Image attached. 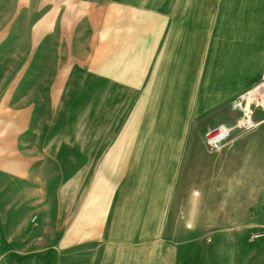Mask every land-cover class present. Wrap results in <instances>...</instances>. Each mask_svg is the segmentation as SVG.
<instances>
[{
	"label": "crops",
	"instance_id": "1",
	"mask_svg": "<svg viewBox=\"0 0 264 264\" xmlns=\"http://www.w3.org/2000/svg\"><path fill=\"white\" fill-rule=\"evenodd\" d=\"M48 29L27 71L0 57V264H260L264 119L219 152L191 122L264 79V0H103Z\"/></svg>",
	"mask_w": 264,
	"mask_h": 264
},
{
	"label": "rangeland",
	"instance_id": "2",
	"mask_svg": "<svg viewBox=\"0 0 264 264\" xmlns=\"http://www.w3.org/2000/svg\"><path fill=\"white\" fill-rule=\"evenodd\" d=\"M102 2L103 0H0V57L16 58L24 55L27 71L31 67L30 63L33 62V58L39 54L41 42L46 41L50 35L49 25L57 23L69 27L74 19L78 21L82 19L88 6L92 3ZM74 15L78 17H74ZM40 27L43 29L42 32H40ZM147 85L148 82L145 87ZM149 99H153L150 109L163 119L167 114L166 105L177 104L176 98L172 97L158 96ZM247 112L255 123H260L264 119V79L250 86L239 96L218 104L210 111L194 116L191 122L192 135L201 137L204 141V134L208 130L223 128L231 133L232 139L248 136L255 132L260 125L245 134H239L235 131V126ZM86 116L82 120L81 126L88 124L90 117L88 116L86 119ZM146 123L147 120H143L142 129ZM151 124L160 135H165L167 127L171 125L160 119L156 124ZM73 126L77 125L73 124ZM233 160L236 164L234 158ZM239 161L240 158L237 162ZM249 167L255 169L253 172L259 175L253 174V176L248 177L247 186L250 191H255L258 188L263 194L262 197L260 196V240H262L264 239V175L260 176V173L264 174V157L261 160L260 156L251 159ZM217 179L219 186L223 178L218 175ZM227 227L230 228L224 224H217L213 228L218 231ZM260 242L263 244L260 251V264H264V241Z\"/></svg>",
	"mask_w": 264,
	"mask_h": 264
},
{
	"label": "built area",
	"instance_id": "3",
	"mask_svg": "<svg viewBox=\"0 0 264 264\" xmlns=\"http://www.w3.org/2000/svg\"><path fill=\"white\" fill-rule=\"evenodd\" d=\"M259 125L260 123L253 122L251 116L245 113L244 118L235 126V131L239 134H245L256 129ZM230 135L231 133L223 128L210 129L204 134L205 145L212 152L220 151L232 139Z\"/></svg>",
	"mask_w": 264,
	"mask_h": 264
},
{
	"label": "bare ground",
	"instance_id": "4",
	"mask_svg": "<svg viewBox=\"0 0 264 264\" xmlns=\"http://www.w3.org/2000/svg\"><path fill=\"white\" fill-rule=\"evenodd\" d=\"M248 113V112H247Z\"/></svg>",
	"mask_w": 264,
	"mask_h": 264
}]
</instances>
